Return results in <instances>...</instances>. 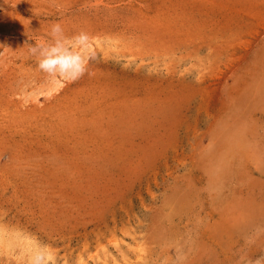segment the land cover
<instances>
[{"label": "rangeland", "instance_id": "1", "mask_svg": "<svg viewBox=\"0 0 264 264\" xmlns=\"http://www.w3.org/2000/svg\"><path fill=\"white\" fill-rule=\"evenodd\" d=\"M56 23L74 80L29 53ZM37 248L264 264V0H0V264Z\"/></svg>", "mask_w": 264, "mask_h": 264}, {"label": "clouds", "instance_id": "2", "mask_svg": "<svg viewBox=\"0 0 264 264\" xmlns=\"http://www.w3.org/2000/svg\"><path fill=\"white\" fill-rule=\"evenodd\" d=\"M49 39L29 44V53L36 57L37 66L50 77H62L66 80L78 78L86 69L90 55L91 38L80 32L72 37H65L59 23L53 24ZM45 254L37 248L32 257V264H45Z\"/></svg>", "mask_w": 264, "mask_h": 264}, {"label": "bare ground", "instance_id": "3", "mask_svg": "<svg viewBox=\"0 0 264 264\" xmlns=\"http://www.w3.org/2000/svg\"><path fill=\"white\" fill-rule=\"evenodd\" d=\"M59 81V80H58ZM55 85V84H54ZM114 107V106H113ZM107 139V138H106ZM150 144V143H149ZM117 250V249H116ZM106 251V250H105ZM108 252V251H107ZM120 252V251H119ZM107 257V256H106ZM108 257H110V256H108ZM105 259V258H104ZM114 260V259H113ZM106 261V260H105ZM93 262V261H92ZM55 263V262H54ZM100 264V263H99Z\"/></svg>", "mask_w": 264, "mask_h": 264}]
</instances>
